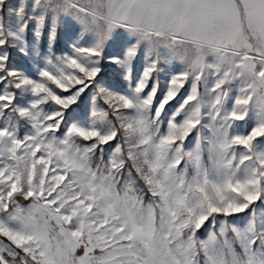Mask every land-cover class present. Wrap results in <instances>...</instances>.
<instances>
[{
    "label": "snow or ice",
    "instance_id": "1",
    "mask_svg": "<svg viewBox=\"0 0 264 264\" xmlns=\"http://www.w3.org/2000/svg\"><path fill=\"white\" fill-rule=\"evenodd\" d=\"M0 264H264V0H0Z\"/></svg>",
    "mask_w": 264,
    "mask_h": 264
}]
</instances>
